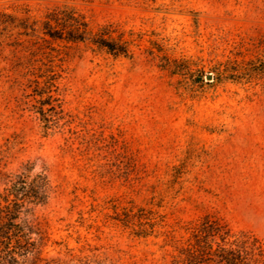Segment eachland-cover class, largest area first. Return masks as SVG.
<instances>
[{
	"label": "rangeland",
	"instance_id": "374dc122",
	"mask_svg": "<svg viewBox=\"0 0 264 264\" xmlns=\"http://www.w3.org/2000/svg\"><path fill=\"white\" fill-rule=\"evenodd\" d=\"M56 7L140 34L132 58L45 41ZM236 54L264 67V0H0V193L47 167L45 253L166 264L204 217L264 243V75L216 81Z\"/></svg>",
	"mask_w": 264,
	"mask_h": 264
},
{
	"label": "trees",
	"instance_id": "16d2710c",
	"mask_svg": "<svg viewBox=\"0 0 264 264\" xmlns=\"http://www.w3.org/2000/svg\"><path fill=\"white\" fill-rule=\"evenodd\" d=\"M42 33L47 42L84 43L92 51L114 58H132L133 47L141 40L140 34L126 30L120 22L107 21L92 29L82 14L66 7H56L45 15ZM237 55L225 65L215 67L216 81L241 82L252 75H264L258 57L246 61L238 60ZM163 57L165 68L170 69L174 59ZM176 67V73H181L183 68ZM37 112L42 116L44 128L48 129L51 120L45 110L40 107ZM35 168L36 163L27 160L16 171L1 174L4 188L0 193V264H116L96 252L69 250L55 255L44 252L45 236L25 210L29 204H45L52 187L47 167L41 165L31 176ZM166 264H264V243L255 237L233 234L226 225L204 217L185 243L173 249Z\"/></svg>",
	"mask_w": 264,
	"mask_h": 264
},
{
	"label": "water",
	"instance_id": "95a60500",
	"mask_svg": "<svg viewBox=\"0 0 264 264\" xmlns=\"http://www.w3.org/2000/svg\"><path fill=\"white\" fill-rule=\"evenodd\" d=\"M208 78H210V75L208 76Z\"/></svg>",
	"mask_w": 264,
	"mask_h": 264
}]
</instances>
